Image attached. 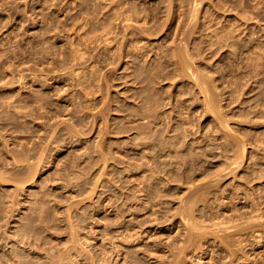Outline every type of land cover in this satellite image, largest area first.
<instances>
[{
  "label": "rangeland",
  "instance_id": "obj_1",
  "mask_svg": "<svg viewBox=\"0 0 264 264\" xmlns=\"http://www.w3.org/2000/svg\"><path fill=\"white\" fill-rule=\"evenodd\" d=\"M174 1L0 0V264H264V0Z\"/></svg>",
  "mask_w": 264,
  "mask_h": 264
},
{
  "label": "bare ground",
  "instance_id": "obj_2",
  "mask_svg": "<svg viewBox=\"0 0 264 264\" xmlns=\"http://www.w3.org/2000/svg\"><path fill=\"white\" fill-rule=\"evenodd\" d=\"M176 1H177V0H175L174 2H176ZM195 2H196V1H195ZM196 3H197V2H196ZM176 4H178V2H177ZM195 5H196V4H195ZM196 7H197V6H196ZM196 7H195V9H194V13H196L195 10L197 11V8H196ZM119 13H120V12H119ZM119 13H118V14H119ZM120 14H121V13H120ZM120 14H119V16H120ZM121 15L123 16L124 14L122 13ZM119 16H118V17H119ZM123 18H124V16H123ZM125 18H126V17H125ZM127 18H128V16H127ZM172 18H174V17L172 16ZM172 18H171V19H172ZM176 18H177V17H176ZM193 18H194V14H193ZM193 18H192V19H193ZM169 19H170V16H169ZM124 20H129V19H123V21H124ZM174 20H175V19H174ZM172 21H173V20H172ZM175 21H177V20H175ZM131 24H132V23H131ZM131 24H129V25H131ZM133 24H134V23H133ZM168 24H169V23H168ZM177 24H178V23H177ZM171 25H172V24H171ZM171 25H170V26H171ZM178 25H180V24H178ZM178 25H177V27H178ZM126 26H127V25H126ZM126 26H125V27H126ZM133 26H134V25H133ZM133 26H132V27H133ZM167 26H168V25H167ZM130 27H131V26H130ZM134 27H136V26H134ZM138 27H139V29L142 28L143 30H144V28H145V27L143 28V27H140V26H138ZM138 27H137V28H138ZM128 28H129V26H128ZM158 28H159V27H158ZM169 28H170V27H169ZM178 28H180V27H178ZM110 29H111V27H110ZM110 29H109V31H111ZM129 29H132V28H129ZM159 29H160V28H159ZM159 29H158V30H159ZM133 30H134V28H133ZM143 30H141V31H143ZM109 31H108V32H109ZM145 31H149V30H145ZM154 31H155V30H154ZM156 31H157V30H156ZM108 32H107V35H109ZM150 32H151V31H150ZM131 33H134V31H133V32L131 31ZM146 67H147V66H146ZM143 71H144V70H143ZM144 72H145V71H144ZM147 72H148V70H147ZM147 72H145V73H146V74H149V73H147ZM149 72H151V69L149 70ZM142 73H143V72H142ZM145 73L141 74V72H139V74L142 75V76L140 75L141 78H143V76H148V75H145ZM151 75H152V74H151ZM148 78H149V77H148ZM151 80H152V78H151ZM151 80H150V81H151ZM150 81H149V82H150ZM144 82H145V79H144ZM146 83H147V82H146ZM166 141H167V140H166ZM168 146H169V142H168ZM177 153H178V151H177ZM172 154H174L175 156H178L176 153H172ZM174 155H173V156H174ZM0 177H1V176H0ZM166 179H168V178H166ZM169 179H170V178H169ZM3 180H4V179H3ZM166 181H167V180H166ZM193 185H194V184H193ZM182 202H183V199H182ZM182 206H183V205H182ZM186 212H188V211H185V213H186ZM190 212H191V211H189V213H190ZM192 212H193V211H192ZM185 213H184V214L182 213V214H183V219L185 220V218H186V220H187L188 217H186V214H188V213H186V214H185ZM193 213H194V212H193ZM190 214H191V213H190ZM184 215H185V218H184ZM193 215H194V214H193ZM191 217H193V216L190 215V218H189V219H192ZM194 217H195V216H194ZM194 217H193V218H194ZM189 219H188L187 222H191ZM196 221H197V220H196ZM187 222H186V224H188ZM193 222H195V219H194ZM197 223H198L199 226H200V223H199L198 221H197ZM190 224H191L190 227H193V226H192L193 224L195 225V228L198 227V225H196L195 223H193V224L190 223ZM188 225H189V224H188ZM237 225H238V224H236V226H232V227H237ZM190 227H189V228H190ZM200 227H202V229L204 228L203 226H200ZM195 228H192V229L194 230ZM228 229H229V228H228ZM190 230H191V228H190ZM195 230H196V229H195ZM198 230H199V228H198ZM200 230H201V229H200ZM191 231H192V230H191ZM192 233H193V231H192L191 233L189 232V234H191V235H192ZM193 234H194V233H193ZM194 236H195V235H194ZM194 236H193V237H194ZM190 237H192V236H190ZM190 237H188V239H191V240H192L193 237H192V238H190ZM194 238H195V237H194ZM188 239H187V241H188ZM196 240H198V237H197V239H196V238L194 239V242H195ZM192 241H193V240H192ZM192 241H191V243H192ZM194 242H193V243H194ZM188 243H190V242L188 241ZM191 243H190V244H191ZM193 243H192V244H193ZM195 243H196V242H195ZM196 244H197V243H196ZM187 246H188V245H187ZM194 246H195V245H194ZM182 250H185V249H181L180 251H182ZM182 252H184V251H182ZM185 253H186V251H185ZM63 255H65V254H63ZM178 258H179V257H178ZM63 259H64V258H63ZM196 259H197V258H196ZM61 260H62V258H61ZM178 261H180V259H178ZM60 264H61V263H60Z\"/></svg>",
  "mask_w": 264,
  "mask_h": 264
}]
</instances>
